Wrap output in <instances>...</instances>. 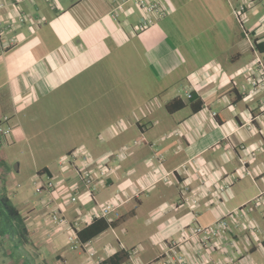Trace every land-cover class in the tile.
<instances>
[{
    "label": "crops",
    "instance_id": "crops-1",
    "mask_svg": "<svg viewBox=\"0 0 264 264\" xmlns=\"http://www.w3.org/2000/svg\"><path fill=\"white\" fill-rule=\"evenodd\" d=\"M161 2L165 15L140 29L143 14L133 0H0V119L11 127L0 145L27 142L24 122L57 94L51 103L67 102L69 117H79H68L64 131L71 137L141 140L134 149L131 140L120 139L111 162L104 160L108 145L77 142L73 149L98 151L100 160L77 157L64 169L59 162L56 174L48 166L37 169L57 185L51 193L36 191L44 195L37 203L23 200L28 240L18 248L0 244V264H101L119 251L128 253L121 264L170 262L175 254L189 264H264V89L252 85L264 63V5ZM241 5L246 10L238 14ZM147 83L148 94L140 98ZM4 154L0 150L5 186L14 174ZM99 164L113 171L91 193L80 171ZM16 166L20 172L21 161ZM246 170L250 174L241 176ZM109 203L119 216L102 217L109 227L94 237L78 234L85 249H70L72 229L51 222L57 208L79 221V233ZM221 217L229 222L223 238L205 244L192 234L196 224ZM135 238L137 255L128 243Z\"/></svg>",
    "mask_w": 264,
    "mask_h": 264
},
{
    "label": "rangeland",
    "instance_id": "rangeland-1",
    "mask_svg": "<svg viewBox=\"0 0 264 264\" xmlns=\"http://www.w3.org/2000/svg\"><path fill=\"white\" fill-rule=\"evenodd\" d=\"M142 46L145 47L144 44ZM143 48V47H142ZM144 49H142L140 52L142 54L144 53ZM148 78L143 77L142 75L140 76V80L143 82V80L150 81L151 83L153 82L152 78L150 75H147ZM151 83H147L146 85L142 84L141 89H140V98H142L143 95L148 94V85ZM137 83L134 85V88L137 89ZM146 86V87H145ZM152 89V88H151ZM67 92V91H66ZM65 95V93H64ZM54 95H50L48 97L50 103H44V104H39L36 107L34 113L32 112L29 114L31 117H34V120L26 119L24 122L25 125V131L27 133V142L21 143L19 146H8L6 144H1L0 145V150L4 151L5 154L7 155V158L5 157L4 161L5 164H8L10 169H12V172L14 174L13 178L8 179V184L5 185V190L8 192V194H13V193H18V196L15 198L11 197L12 202L22 211L24 207L22 206V202L25 198H29L31 201L37 203L41 197H43V194H38L36 192V185H35V177H38V174L36 173V170L40 169L39 171L42 170L44 166H48L51 171L55 172V174L59 170V162L61 159L66 157L67 155H70L71 152L74 153H86L85 151H82L83 149H73L76 145L75 143H87L90 142L92 144L91 148L97 147L94 146L93 143L97 141L99 144V147H102L101 145H108L109 149H111L110 153H106L104 156L106 157L104 160L106 162H111L113 159V156H116L118 152H120L121 147V141L120 139H124V142L126 140H131V144L134 149H137L141 146V140L139 143L135 139L136 137L132 136H112L110 138L111 142H107L104 140L101 142L99 139V135L94 133L90 139L89 137L81 136V137H71V135L68 133V131H64L65 128L69 129L68 125L72 123L71 121L68 120V117L70 116V110H69V104L67 102H62L57 106H54V103L52 104L51 102H54L55 97ZM60 96H63V94H59V99ZM67 99V97H65ZM139 103V102H138ZM127 104V103H125ZM131 107H135L137 105V102L130 103ZM128 108L127 106H125ZM71 114H75L74 111ZM64 120H63V119ZM73 120H79V117L76 115V117L73 115V117H69ZM112 123L115 120H110ZM98 128L101 127L100 123ZM97 128V129H98ZM95 129V128H94ZM86 130V129H82ZM95 130H93L94 132ZM103 137V136H102ZM105 139V136L103 137ZM107 139V137H106ZM119 139V140H118ZM129 143V142H128ZM145 142H142L144 144ZM135 144V145H134ZM21 146V148H20ZM27 146V148H26ZM139 146V147H138ZM73 149V150H72ZM104 150V148H101ZM23 152V153H21ZM86 154L89 156L88 159L91 157L93 159L100 160L98 157L99 155L94 151L91 152L89 149H87ZM99 154L103 155L102 153L98 152ZM81 154L78 155L80 157ZM21 161V170L20 172H16V165L17 163ZM71 162V160H69ZM101 162V161H99ZM4 164V163H2ZM0 164V166L2 165ZM94 172H98V165L94 166ZM48 176L46 173H42V177L45 178ZM0 181L2 179L0 178ZM14 191V192H13ZM96 191V190H95ZM70 194V192H69ZM68 194V195H69ZM256 198L253 199L252 203H255ZM106 203V202H105ZM104 205V204H103ZM98 208V207H96ZM100 210V206L97 211ZM138 231H142L144 227L142 225H137ZM138 231H134V235L137 236ZM148 231H143L141 235L147 234ZM137 238H135L133 241L128 242L129 243V248H132L131 250L134 252V254H139L137 249L139 243L136 242ZM131 244V245H130ZM140 244L144 245L145 244V239L140 241ZM136 246L130 247V246Z\"/></svg>",
    "mask_w": 264,
    "mask_h": 264
},
{
    "label": "built area",
    "instance_id": "built-area-1",
    "mask_svg": "<svg viewBox=\"0 0 264 264\" xmlns=\"http://www.w3.org/2000/svg\"><path fill=\"white\" fill-rule=\"evenodd\" d=\"M134 3L139 7L141 10L143 17L142 20L139 24V28L143 29L149 25H152L155 23L158 19L163 17L165 15V9L163 6V3L161 0H133ZM252 2H255L256 0H251ZM263 5H264V0H260ZM0 7H3V3L0 4ZM246 10V5H241L240 11L238 10V14L240 12H245ZM23 21V19H20ZM11 27V24L8 25ZM4 32V27H3V22L0 18V36ZM15 43V38L11 37L9 40V44L13 45ZM259 73H260V78L259 79H254L252 80V85L253 88L261 87L264 89V63L262 61L259 62ZM264 105V101L262 102ZM213 115H216V112L213 113ZM7 122V118L2 120V123L0 124V135L4 138L9 137V134L11 133V127L9 125H5L3 123ZM81 154L80 158H82L85 162H89L90 158L88 159V155L86 153H71L70 155H67L63 159L60 160V168H66L69 160L75 161L78 157V155ZM244 165L246 164V161L243 162ZM113 169L111 167H107L104 165L99 164L98 165V172H94V168L90 166H86L80 171V178L83 182V184L89 189L91 193L95 192L97 190V183L99 179H104L106 178ZM249 171H245L241 176H247L249 175ZM35 184H36V191L39 193H43L44 191L51 193V191L54 190L56 187L57 183L53 180L52 176H46L45 179L41 177V174H38V177L35 178ZM223 189V188H222ZM260 197H258L259 200ZM72 202L77 201L76 196H72L70 198ZM257 200V199H256ZM197 200H194V203H196ZM119 216V213L116 209L115 204H105L101 207L100 213H93L91 216L92 218H101V217H109L110 215ZM51 222L54 225L58 226H64V227H69L72 229L71 232L68 233V243L69 247L72 250H77V249H85L84 243H82L79 238H78V233L75 231V227L79 226V221L75 220L72 221L68 219L65 215L60 213L57 208L53 209L51 211ZM229 228V222L226 217H221L217 219L216 221L206 224V225H201V224H196L192 228V234L196 237H201V240L206 244L209 243L212 240L215 239H221L223 238L227 230ZM175 243L173 244V246ZM89 255L92 257L94 256V251H88ZM175 254L173 259L170 262H160L159 264H189L185 258L182 256Z\"/></svg>",
    "mask_w": 264,
    "mask_h": 264
},
{
    "label": "trees",
    "instance_id": "trees-1",
    "mask_svg": "<svg viewBox=\"0 0 264 264\" xmlns=\"http://www.w3.org/2000/svg\"><path fill=\"white\" fill-rule=\"evenodd\" d=\"M257 46L263 50L261 44ZM2 120L0 119V124ZM45 170L47 169H43L39 173ZM108 227L109 223L101 217L95 219L93 223L81 230L78 234L85 240L94 237ZM27 236L28 228L25 217L21 210L12 202L8 192L5 190V186L0 183V244L13 243L15 248H18L17 244L28 240ZM127 254V251H119L101 264H121L126 260Z\"/></svg>",
    "mask_w": 264,
    "mask_h": 264
},
{
    "label": "water",
    "instance_id": "water-1",
    "mask_svg": "<svg viewBox=\"0 0 264 264\" xmlns=\"http://www.w3.org/2000/svg\"><path fill=\"white\" fill-rule=\"evenodd\" d=\"M15 169H16V171H17V170H18V167L16 166Z\"/></svg>",
    "mask_w": 264,
    "mask_h": 264
}]
</instances>
